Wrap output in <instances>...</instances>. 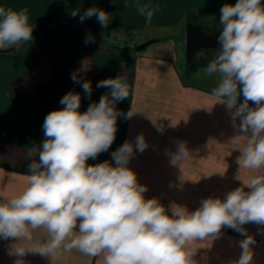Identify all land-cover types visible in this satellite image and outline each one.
Returning a JSON list of instances; mask_svg holds the SVG:
<instances>
[{
	"label": "clouds",
	"instance_id": "9594fccd",
	"mask_svg": "<svg viewBox=\"0 0 264 264\" xmlns=\"http://www.w3.org/2000/svg\"><path fill=\"white\" fill-rule=\"evenodd\" d=\"M124 6L134 7L148 23L159 11V5L141 0L131 4L125 0ZM93 16L103 28L108 27L109 13L97 7L84 11L80 21ZM219 25V51L203 71L218 77L210 95L226 105L233 126L238 127L228 144L240 153L235 178L242 186L223 199L202 200L194 211L175 202L166 208L157 198L146 199L147 186L128 167L134 151L142 153L148 147L143 134L134 144L126 141L111 153L114 164L89 165V159H96L113 144L117 118L131 119L136 113L131 108L125 114L115 107L129 96L122 77L102 80L97 87L110 91L87 111H79L80 95L69 92L60 101L64 107L47 114L45 140L37 150L38 162L29 164L26 186L11 198L0 197V239L17 241L9 253L18 257L15 264H23L20 258L29 252L52 260L60 251L73 250L88 257L89 264L92 260L96 264H200L193 258L194 245L218 238L225 227L245 236L239 242V259L229 264H250V246L255 241L243 226H264V3H226L220 9ZM34 27L27 8L0 6V51L32 43ZM108 38L115 42L124 39V34L112 30ZM93 42L91 35L85 40L86 44ZM72 79L80 82L75 73ZM82 87L90 96L91 83L84 81ZM241 94L243 102L238 103ZM167 154L170 164L181 170L193 156L183 141ZM243 170L253 174L241 179ZM37 230L47 234L45 241H34ZM21 242L23 247H14Z\"/></svg>",
	"mask_w": 264,
	"mask_h": 264
},
{
	"label": "crops",
	"instance_id": "0c3cea01",
	"mask_svg": "<svg viewBox=\"0 0 264 264\" xmlns=\"http://www.w3.org/2000/svg\"><path fill=\"white\" fill-rule=\"evenodd\" d=\"M236 2L141 0L159 5V11L148 23L134 7H125V0H0V6L6 8H27L29 22L35 25L32 43L0 53V197L11 198L26 186L29 164L38 162L37 150L45 140V117L64 107L61 99L69 92L78 93L79 111L83 113L110 91L97 84L116 77H122L129 89L128 98L117 102L116 109L126 114L132 108L136 113L131 119L124 115L117 118L113 144L96 159H89V165L104 161L114 164L111 153L126 141L134 144L136 137L143 134L148 147L142 153L134 151L128 167L137 174L138 182L147 186L146 199L157 198L166 208L175 202L194 211L202 200L223 199L229 191L241 187L242 181L235 178L240 153L228 144L238 134V127L233 126L226 105L216 103L211 90L186 80L178 59L167 48L163 52H125L108 38L112 30L123 32L125 43L129 35H142L149 28L155 29L156 34L191 21L206 25L220 18L224 4ZM91 7L109 13L106 29L95 16L80 21V15ZM74 10H79L76 16L71 15ZM70 24L77 28H68ZM89 35L94 42L86 44ZM155 36L150 35L146 41L160 39ZM74 73L79 83L73 81ZM84 81L91 83L90 96L82 87ZM249 106L255 107L252 103ZM239 123L237 118L236 124ZM179 141L185 142L193 154L183 163L182 170L170 164L167 154L176 150ZM252 174L243 170L241 179ZM243 227L255 241L250 246V264H264V226L247 223ZM33 235L34 241L47 239L43 230ZM243 239L245 236L239 232L222 228L218 238L194 245L197 250L193 258L200 264H229L239 259V242ZM15 243L13 239H0V264H15L18 257L9 254ZM23 246V242L14 245ZM20 259L23 264H89V258L75 250L60 251L52 260L30 252Z\"/></svg>",
	"mask_w": 264,
	"mask_h": 264
},
{
	"label": "rangeland",
	"instance_id": "374dc122",
	"mask_svg": "<svg viewBox=\"0 0 264 264\" xmlns=\"http://www.w3.org/2000/svg\"><path fill=\"white\" fill-rule=\"evenodd\" d=\"M262 3H264V0H262ZM219 20L220 18H215L206 23V25L202 26L209 33H220ZM186 27L187 25L174 26L173 28H168L163 31L159 30V32L156 34L153 33V31H156L155 29L149 28L144 31L142 35H129L126 38L125 43L118 39L115 41V45L121 51L126 52L127 50L130 51L135 49L137 45L147 42V37L150 35H157L155 37H159L160 39H157V41L151 43L149 46L143 49V51L147 49L150 51V49H153L157 52H163L165 51L164 48H167L166 50H169L170 54L173 57L176 56L178 59L177 63L180 65V67H182L186 80H189L193 85H201L209 90H212L217 85L218 77L216 75L211 77L207 76L203 69L206 67L208 62L214 58L216 53L219 51V47L202 49L195 55L194 58L190 60L186 51ZM238 100L243 101L242 94Z\"/></svg>",
	"mask_w": 264,
	"mask_h": 264
},
{
	"label": "water",
	"instance_id": "95a60500",
	"mask_svg": "<svg viewBox=\"0 0 264 264\" xmlns=\"http://www.w3.org/2000/svg\"><path fill=\"white\" fill-rule=\"evenodd\" d=\"M220 33H209L201 24L189 22L186 27V51L188 58L191 60L202 49H209L214 47H220L217 43V38ZM155 40L144 42L135 47L136 51L145 49L150 43Z\"/></svg>",
	"mask_w": 264,
	"mask_h": 264
},
{
	"label": "trees",
	"instance_id": "16d2710c",
	"mask_svg": "<svg viewBox=\"0 0 264 264\" xmlns=\"http://www.w3.org/2000/svg\"><path fill=\"white\" fill-rule=\"evenodd\" d=\"M68 26V28H71V29H73V28H77L75 25H73V24H70V25H67ZM97 37V36H96ZM155 41H157V39L155 40ZM0 53H3L2 51H0Z\"/></svg>",
	"mask_w": 264,
	"mask_h": 264
}]
</instances>
